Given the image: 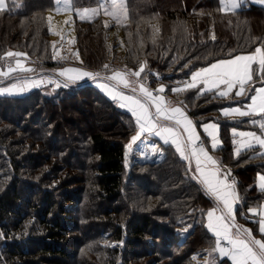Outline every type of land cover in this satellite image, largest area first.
I'll return each instance as SVG.
<instances>
[{"label": "trees", "instance_id": "1", "mask_svg": "<svg viewBox=\"0 0 264 264\" xmlns=\"http://www.w3.org/2000/svg\"><path fill=\"white\" fill-rule=\"evenodd\" d=\"M125 3L126 22L140 23V29L145 24L147 37L133 45L118 66L136 69L144 64L141 74L149 85L163 82L197 121L219 122L221 143L215 152L236 177L235 217L264 240L256 216L247 210L264 200L256 181L258 171L264 173V150L258 152L256 146L237 155L232 130L256 127L250 119L262 121L264 116L220 113V106L247 94L223 98L199 86L179 94L172 91L183 87L195 68L253 51L264 42V6L242 3L225 13L219 10V0ZM98 4L99 0H73L77 9ZM53 5V0H5V9L0 10V56L6 58L8 50L19 49L27 58L42 59L35 60L36 66L57 65L45 47V16ZM21 17H27L25 24L19 23ZM97 20L94 16L82 21ZM155 20L164 25L155 30L158 36L147 25ZM107 34L103 26L76 34L87 68L101 70L108 65ZM102 97L89 81L64 83L53 91L40 86L23 93H0V264H197L201 258L194 262L192 257L209 254V248L210 264H231L213 251L214 235L207 228L206 214L215 199L194 178L186 160L164 143L159 158H135L127 168L124 142L103 132L108 117ZM85 109L101 119L95 117L96 123L86 127L76 124L74 114L83 115ZM118 112L130 114L122 107ZM17 131L20 137L13 134ZM81 171L88 172L84 197L66 177L67 172L73 176Z\"/></svg>", "mask_w": 264, "mask_h": 264}, {"label": "snow or ice", "instance_id": "2", "mask_svg": "<svg viewBox=\"0 0 264 264\" xmlns=\"http://www.w3.org/2000/svg\"><path fill=\"white\" fill-rule=\"evenodd\" d=\"M243 2L244 0H220L221 8L219 10L225 13L234 12ZM55 3L57 5L55 11L58 14L63 11H70L73 8V0H55ZM3 9H5V0H0V10ZM101 11L112 17L117 24L127 21L125 0H103L97 8L77 10V15L83 20L99 15ZM105 26H107V23ZM71 42L69 41V43ZM53 48L55 49V45H53ZM55 55L58 56L59 52L57 51ZM5 56L15 58V66H9L7 71L0 72V76L9 77L18 71L25 73L34 71L18 59L26 56L25 53L8 51ZM104 67L107 69L108 65ZM143 71L144 64H141L139 71L135 72L114 71L111 76L103 78L105 81H113L114 83H99L98 86L120 107L128 108L132 112L137 125L136 134L132 137L133 142L139 140L142 134H151L160 137L166 144L174 145L176 152L179 153L182 159L195 160V172L198 175L194 178L198 179L204 186L205 191L217 201V207L212 208L206 214L207 228L216 237L213 251L218 252L220 256L229 258L232 264H264V240L256 239L251 229L236 223L234 204L238 197L233 188L234 182H228L230 170L224 169L218 160L209 155L193 121L188 118L182 107L172 106V102L167 101L162 95H154L146 84L128 79L129 76L140 77ZM255 72L264 74V42L255 47L251 53L219 60L208 67L198 69L192 73L191 80L185 82L183 87L174 88L172 91L179 94L203 85V91L219 90L218 95L221 97H228L233 89H236L235 96H245L250 90L248 86L253 80ZM58 75L66 77L70 81L85 77L95 81L100 77V73H92L79 68H64L59 71ZM45 82L56 83V86L60 87V83L51 79L47 81L44 79H25L18 80L17 83H13L8 87H0V93L23 92L29 87H40ZM222 85L224 87L220 90ZM64 86H67V84ZM121 88L130 89L133 95L125 94L120 90ZM155 91L163 93L165 89L161 86ZM249 99L251 102L245 106V109H224L222 114L226 117L264 116V87L256 89L255 94ZM252 122L254 124L258 123L262 133H264V120H253ZM203 129L211 138L212 149H215L220 144L216 134L218 125L214 123L205 124ZM233 136L241 138L239 141H233L234 144L239 145L236 148L237 155L240 154L241 149H251L256 146L264 148V134L237 132L233 129ZM129 149H131V144ZM152 151L155 152L158 149L153 148ZM258 180L259 188L264 191V175H259ZM249 211L253 215L260 216L258 221L259 233L264 235V210L258 211L257 208H252ZM221 241H225L228 246H222Z\"/></svg>", "mask_w": 264, "mask_h": 264}, {"label": "rangeland", "instance_id": "3", "mask_svg": "<svg viewBox=\"0 0 264 264\" xmlns=\"http://www.w3.org/2000/svg\"><path fill=\"white\" fill-rule=\"evenodd\" d=\"M53 1H54L53 7L50 10L46 11V16H45V21H46L45 25H46V29H47V35L45 36L46 37L45 47L50 51V56H48V58L51 61H55L57 65L51 66L46 61L47 62L46 64L36 66L35 65L36 58L30 59V58H27L25 56L19 57L18 59H20L26 67L32 68V69H34V71L28 72V73L18 71L16 73L11 74L9 77L0 76V87H8L13 83H17L18 80L22 81L25 79H31V80L44 79L45 81H47L48 79H51L53 81L60 83V85L64 84V83H68V82L77 83V82L89 81L92 84L96 85L98 87V89L102 92V94L105 96V98L102 97L103 99H101V105L105 110V113L108 117L107 118L108 121H107L106 126L103 127V132L107 137L121 139L124 142V144H125V163H126L127 168L130 166V162L132 160H134L135 158H138L140 160H145V158H149V157L159 158L161 155V149L162 148L156 147L155 149H158V151H155V152L150 151V148H148V146H147V142H145V137H146L145 134H142L141 138L139 140H137L135 142L132 141V137L136 134V131H137V125L135 123V117L132 115V112L128 111L126 109L130 113L128 115V117L122 116L121 114H119L118 107H120V106H118V103L116 101H114L105 91H103L98 86L99 83H105V82L109 83V84L114 83L113 81H105L103 79L104 77L111 76L114 71H128V72L139 71L140 67L133 69V68H126V67L118 66V65H120L123 62V60H124V58H126L127 54H131L132 51H130V50L132 49L133 45L139 44L140 39L147 37V34L145 32V24H144V28H141L142 30L139 27L140 23L132 22L133 20L128 22V23L123 22L122 24H117L116 21L112 17L105 15L103 13V11H101L99 15H96L97 19H98L96 22H89L88 23V22H84V21H82V19H80V17L77 15V11H76L77 8H75L74 6H73L72 10L63 11V12L58 14L55 11L57 5L55 3V0H53ZM250 1L253 2L254 4H259V5L264 6V0H250ZM101 2H103V0H99V4ZM219 2H220V0H219ZM99 4L96 6H92V7L97 8L99 6ZM82 9H84V8H81L80 10H82ZM77 10H79V9H77ZM131 16H132V14L130 15V17ZM133 17H134V14H133ZM26 18L27 17H21L19 23L22 25L26 21ZM49 18H51V19H49ZM148 20H149V18L147 17L145 20V23H147ZM106 23H107V26H105ZM147 25H151L153 35H156L155 30H157V28L160 27L161 23L159 25L158 22H156V20H155V21H153V23H148ZM97 26H103L104 28H107V32H108L107 35L109 36V38H107V42H106L107 47L105 48V52L107 54V57H105V59H106V61H108L107 63H108V65L110 64L111 67H109L110 66L109 65L107 69L103 68L101 70L87 68L85 65L82 64L83 61H82V58L80 56V52L78 50V44H77V39H76L77 33L93 30V29L97 28ZM161 26H164V25H161ZM29 27H30L29 24L26 23L25 30L28 31L30 29ZM183 27L185 28L184 24H183ZM146 28H147V26H146ZM126 30H127V32H126ZM139 31H141V32H139ZM168 32H171V30H169ZM168 34L165 36H168ZM156 36H158V35H156ZM149 37H151V36H148V38ZM69 41H72V42L69 43ZM53 45H55V49L53 48ZM8 51L21 52L19 49H10ZM57 51L59 52L58 56L55 55V53ZM248 52H252V51H248ZM21 53H23V52H21ZM54 56H55V58H53ZM62 57H63V59H62ZM0 58H1L0 61H3V62H0V72L7 71L9 66H13V67L15 66V58H9V57L4 58L3 56H0ZM38 60L42 61V59H38ZM38 60H36V62H39ZM105 65H107V64H105ZM64 68H79V69H82L84 71H88V72H92V73H100V77L95 81L92 80L91 78H88V77H85V78L79 79V80H75V81H70V80H67L66 77H61L58 75L59 71L64 69ZM128 79L132 80V81H140L141 83L145 84V74L144 73H143V75L141 74L140 77L129 76ZM40 86L42 87V89L47 90V91H53V90H55V88H58L56 86V83L45 82V83H42ZM164 87H165V85H164ZM30 88H32V87H29L28 89H30ZM27 90H25L23 92H26ZM23 92H13V93H23ZM85 111L86 112L83 115L80 114L81 118H83V119L79 118L80 115L78 116L77 114H74V116H75L74 118L77 119V121L75 123L78 125H81L83 127L90 126L91 124L96 123L95 117H97L96 116L97 114L91 113L88 109H85ZM100 119L98 118V120H100ZM73 124H72V126H73ZM13 134L18 135V134H20V131L14 132ZM21 135L22 134H20L18 137H20ZM236 139L241 140L240 137L236 138ZM148 140H150V137ZM151 143L153 144L154 141ZM130 144H131V149H129ZM82 171H81V173H82ZM231 172L232 171L230 170V173ZM259 172L260 171H258V173ZM66 174H67L66 177L71 180V184H76L77 188L82 190L83 197L85 195H87L89 183H86V181H84V180H86V178H88V172H83L82 174L78 173L77 175L73 174V176L68 172ZM259 175H263V174L260 173ZM141 182H143V180H141ZM83 183H85V184H83ZM258 184L259 183H257V185ZM86 186H88L87 189H86ZM68 192L69 191L67 190V192L64 191L62 194H66ZM133 198H134L133 201L136 204L135 206H137V205L139 206V204H137V202L140 203V201L134 196H133ZM84 200H85V204H86L87 199H84ZM142 200H144V204H145V198L142 197ZM87 206H89V205L87 204ZM252 208L253 207H250V208L248 207L247 210L249 211V209H252ZM115 214L116 215L120 214V212L115 213ZM117 217H119V216H117ZM105 220L102 222H105ZM207 223H208V220L206 218V225H207ZM242 224L248 226L249 229H251L253 231V228H251L250 225L247 224V222H244ZM105 233H107V232L105 231ZM215 242H216V237L214 236V246H215ZM221 244L224 247L228 246L225 241H221ZM69 247H72V245ZM206 250L208 252V249H206ZM215 255H217V257H219V258L222 257L219 255L218 252H216ZM68 258L70 259L73 257H72V255L68 254ZM143 258L145 259V257H141L140 259H143ZM199 258H201V259H199ZM198 259H199V261H198ZM192 260H194V262L198 261L197 264H210L211 263L210 262V248H209V254H207L206 252H203V253L201 252L199 254H195L192 257ZM230 262H231V260H230ZM154 264H160V263L154 262ZM231 264H232V262H231Z\"/></svg>", "mask_w": 264, "mask_h": 264}, {"label": "crops", "instance_id": "4", "mask_svg": "<svg viewBox=\"0 0 264 264\" xmlns=\"http://www.w3.org/2000/svg\"><path fill=\"white\" fill-rule=\"evenodd\" d=\"M243 3H244L245 5H247V4H249V3H253V2H251L250 0H244ZM220 5H221V4H220ZM83 8H85V7H83ZM86 8H94V7H86ZM80 9H81V8H80ZM80 9H79V10H80ZM76 11H77V9H76ZM248 53H251V52H242V53H238V54H235V55H233V56H230V57H225V58L215 59V60L211 61L210 63H207V64H205V65H203V66H199V67L195 68L192 72H190V74H189V76H188V78H187V80H186L185 82L190 81V80H191L192 73L195 72V71H197V70L200 69V68L208 67L210 64L215 63V62H217V61H219V60L231 59V58L235 57L236 55H242V54H248ZM253 67L255 68L256 66L254 65ZM255 73H256L257 76H254V75H253V80L251 81L250 85L248 86V87L250 88V90L247 92V97H246L245 99H243V100H238V101H235L234 103H231V104H224V105L220 106V107H219V111H220L221 114L223 113V110H224V109H231V108H241V109H245V106L248 105V104L251 102L250 99H249V97H251L252 95L255 94V90L258 89V88L264 87V80L260 81V79H263V78H262V77H263L262 74L259 73V72H255ZM255 73H254V74H255ZM258 77H260V79H259ZM185 82H184V83H185ZM184 83H183V84H184ZM145 84H146V86H147L150 90L153 91V94H154V95H162V96L165 97V99H166L167 101H171V102H172V106H179V107H182V108L185 110L186 115L188 116V118L191 119V120L193 121V123H194V125H195V127H196V131H197V133L200 135L201 140H202V142H203V144H204V147H205V149L208 151L209 155L213 156L216 160H218L219 163H220L221 165H223V168H224V169L229 170V168H228L227 166H225V164L221 163V161H220V159H219V156H218L217 153L215 152V149H212V147H211V138H210V137L204 132V129H203V125H205V124L214 123V124L218 125V131H217L216 134H217V138H218V140H219L220 143H221V139H220V136H219V122H218L216 119H214V118H207V119H202V120L197 121V120L195 119V117H193L191 114H189V113L187 112L185 106H184V105H183V104H182L177 98H175L170 92H168V91L165 90L163 93H157L155 90L158 89V88H160L161 86L164 87V83H162V82H158V83L155 84V85H149V84H147L146 81H145ZM137 87H138V85H137ZM223 87H224V86L222 85L220 90H222ZM199 88H200L201 91H203V85H200ZM164 89H165V87H164ZM120 90L123 91V92H124L125 94H127V95H133V93H132L131 90H129V89H123V88H121ZM213 91H215V92L218 94V91H219V90H213ZM235 91H236V89H233V91H232V93H230V95H233L234 97H237V96H235ZM137 95H138V94H137ZM240 97H242V96H240ZM223 98H225V97H223ZM237 98H238V97H237ZM118 106H119V104H118ZM125 109L128 110V108H125ZM128 111H129V110H128ZM153 111H154V109H153ZM222 115H223V114H222ZM231 117H232V116H231ZM234 117H237V116H234ZM253 120H255V121H261V119H260L259 117H253V118L250 119L251 122H252ZM263 120H264V119H263ZM258 125H259V124L256 123V127H253V128H251V127H234L233 129H235L237 132H255L257 135H262V134H264V133H262V130L260 129V127H258ZM233 129H232V130H233ZM145 136H146V137H145V142H147V146H148V148H150V151H152V149H153V148H156V147H157V148H162V147H161V144H164V141H163L160 137H157V136H154V135H151V134H147V133H145ZM149 137H150V140H148ZM236 138H239V137L237 136ZM236 138H235V140L238 141L239 139H236ZM153 141H154V143L152 144L151 142H153ZM171 145H172V144H171ZM219 145H220V144H219ZM219 145H218V146H219ZM172 146L175 148L174 145H172ZM237 147H239V145H238V144H235V146H234L235 151H236V148H237ZM256 149H257L258 152L264 150V148H260L259 146H257ZM162 150H163V149H161V151H162ZM178 154H179V153H178ZM186 162L188 163V165H189V166L191 167V169L193 170L195 176L198 175V174L195 172V168H196V162H195V160H194V159L191 160V161L186 160ZM260 173H262V172L257 173V177H256V181H257V183H259L258 176H259ZM262 174L264 175V173H262ZM234 191H235V194L237 195V191H236V190H234ZM234 205H235V204H234ZM215 207H217V201H216V200H215L214 205H213L212 207H210L209 210H211L212 208H215ZM255 208H257L258 211H260V210H264V200H261L260 204H259L257 207H255ZM209 210H208V211H209ZM234 213H235V210H234ZM255 216H256V218L258 219V220H257V229H258V231H259V223H258V221L260 220V216H259V215H255ZM235 219H236V217H235ZM236 223H237L238 225H241V226H243V227L249 229L248 226L242 224V223L239 222L237 219H236ZM252 233H253V231H252ZM253 236H254L256 239H260L259 236L255 235L254 233H253Z\"/></svg>", "mask_w": 264, "mask_h": 264}, {"label": "built area", "instance_id": "5", "mask_svg": "<svg viewBox=\"0 0 264 264\" xmlns=\"http://www.w3.org/2000/svg\"><path fill=\"white\" fill-rule=\"evenodd\" d=\"M235 179H236V177H235L234 173L231 172L230 175L228 176V182L229 183H233L234 182L233 188H235Z\"/></svg>", "mask_w": 264, "mask_h": 264}]
</instances>
